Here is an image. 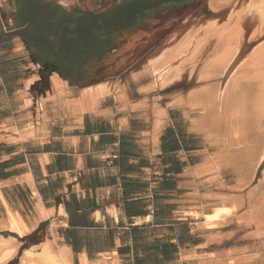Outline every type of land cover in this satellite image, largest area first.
<instances>
[{"label": "crops", "instance_id": "obj_1", "mask_svg": "<svg viewBox=\"0 0 264 264\" xmlns=\"http://www.w3.org/2000/svg\"><path fill=\"white\" fill-rule=\"evenodd\" d=\"M100 3L0 0V264H264V190L246 196L243 178H225L250 163L219 160L227 154L201 128L205 111L186 105L224 87L200 77L218 52L211 40L193 51L198 23L186 19L169 39L161 24L159 40L132 41V57L141 46L148 54L98 84L80 88L46 73L58 51L40 44L39 10L96 15ZM62 30L66 55L79 29L67 22ZM188 42L190 51L167 63ZM171 68L176 77L164 82ZM221 194L239 209L208 225Z\"/></svg>", "mask_w": 264, "mask_h": 264}, {"label": "bare ground", "instance_id": "obj_2", "mask_svg": "<svg viewBox=\"0 0 264 264\" xmlns=\"http://www.w3.org/2000/svg\"><path fill=\"white\" fill-rule=\"evenodd\" d=\"M232 1L233 0H215L216 5H213L212 2L210 7L213 8L214 10L220 9L223 5L225 4L228 5ZM242 11L236 13L235 16L234 15L231 16V18L229 19L231 23L230 25H228V27L225 28H218L215 26L205 27V30L203 29L204 30L203 35H200L202 32L199 33V35H192V39L194 38L196 39V44L193 45L195 48L193 50L194 52L198 51L201 48V46H203L204 44L203 42L207 40L214 39L216 42L219 43L217 47V52H218L217 57L211 59L203 66L200 75L202 80L205 81V80H214V79L222 78L225 72L227 71V69L230 68V66L234 62L236 56L239 54L241 45L243 43L242 42L243 28L241 25V18L243 14H248V15L251 14L259 21L260 30L261 29L262 30L258 33V35L262 34L264 30V0H249V2L245 5V11L244 12ZM188 41L190 42V40ZM189 42L188 44L184 43L173 49L170 53V57L167 59L168 60L167 63L171 62L172 61L171 59L173 57L176 56L180 57L183 54V52H187V50L190 47H192L191 43ZM256 47L257 48L253 49V51L249 55L248 60L245 59V61L242 62V64L235 69L228 82L225 85H223L224 86L223 89H219V86L217 84L218 90L217 91L215 90L214 92L212 90V98L206 95L208 92L207 90H205L206 91L205 98L201 96V94L200 96H197V97H203L205 102L200 101L201 103L199 102L194 103L197 100L196 98V100L194 99L195 100L194 102L186 103V105L191 109L195 108L205 111L206 113L205 116L200 118L201 128L205 129L210 145L216 148L217 150L222 149L226 151L227 154V155L224 154L225 157H223V155H220L222 156V158L220 157L219 160L222 159L225 164L226 163L229 164L230 160L233 157H237L239 159H246L250 163L249 164L250 167L248 168H247L248 165L247 166L244 165V169L250 170L248 171L250 175H249V179L247 178L246 180L245 178L242 179L244 181L243 185H247L250 181H252L253 179L252 177L255 174L256 169L263 162L262 160H264L263 159L264 158V43L261 46L259 44ZM194 52H192V54ZM176 61L178 60L177 59L174 60V63ZM176 71L177 69L173 71L171 68V70H167L166 72L162 73L160 75V79L162 78L164 82L171 81L176 77L175 74ZM213 87H215V85ZM217 87L215 89H217ZM205 88L207 89L209 87H205ZM210 91L209 94L211 95ZM203 94L204 92L202 93V95ZM192 99L193 98H191V100ZM212 99H214L215 101L219 99L220 101L211 102ZM206 100L208 101L206 102ZM231 151H236V152H231ZM212 166L213 165H211L210 167ZM241 182L242 181L240 180V183ZM262 188L264 189V174H263V179L261 181L260 189L262 190ZM260 195H262V193H260ZM218 196L222 197L223 201H221V203L218 205L209 204L208 207L212 208L213 213L212 215H208V214L206 215V220H207L206 222L215 221L217 223H222L225 219H227L231 215H235V212L239 209L236 206L238 203L235 205L233 204L234 203L233 199L235 198L234 196L233 197L226 196V198L225 195L223 196V194H221V196L220 195ZM254 198L257 197L254 196ZM255 210L256 209L252 210V212ZM261 210L262 209L259 208V211L262 212L261 215L262 214L264 215L263 213L264 211ZM254 215L256 216V213ZM256 217L259 219L257 222L258 224L262 219L261 216L259 217V215H257ZM247 219L249 220V218ZM261 225L263 226L262 222ZM261 228L264 229V227ZM263 229H261L262 233H264ZM42 251H44V249ZM34 254L36 255V253ZM44 254L46 256H49L47 255L48 252H44ZM45 255L41 257L42 258L41 260H43V257H46ZM29 258H31V254H29ZM29 258H27V260H29ZM49 260L51 262L53 261L52 258L50 257Z\"/></svg>", "mask_w": 264, "mask_h": 264}, {"label": "trees", "instance_id": "obj_3", "mask_svg": "<svg viewBox=\"0 0 264 264\" xmlns=\"http://www.w3.org/2000/svg\"><path fill=\"white\" fill-rule=\"evenodd\" d=\"M205 1L125 0L121 3L115 2L112 7L103 9L96 15L86 13L79 16L64 15L63 10L55 4L52 5L53 8L47 10L42 7L39 12L44 13L45 20L38 25V29L41 34L48 35H41L40 44L44 46L50 44L58 51L55 62H46L45 71L46 73L56 71L63 79L80 88L114 78L130 70L137 63L136 60L148 54V48L141 46L136 48L141 50V56L138 59L132 57L134 52L132 41L141 44L148 38L159 40L164 36L159 28L169 13L174 12L182 18L184 14L189 13V8L193 4L204 5ZM181 3L183 4L180 5ZM132 10L135 13L131 21L113 23L117 17ZM147 14L153 16L147 19ZM67 22L73 23L79 29V34L71 42L72 51L65 55L64 45L67 40L62 29ZM146 27H150L151 30H145ZM101 44L103 48L99 46Z\"/></svg>", "mask_w": 264, "mask_h": 264}, {"label": "rangeland", "instance_id": "obj_4", "mask_svg": "<svg viewBox=\"0 0 264 264\" xmlns=\"http://www.w3.org/2000/svg\"><path fill=\"white\" fill-rule=\"evenodd\" d=\"M122 1H125V0H101L100 4H101L102 10H103V9H108V8L112 7L115 2L121 3ZM181 1H185V0H181ZM212 1H214V0H206L205 1L206 3L204 5H202L201 3H197L198 5L194 6L195 4H193V6H191L189 8V13L184 14V16L182 18L179 14H174V12L169 13L162 23L163 27L168 28L166 37L169 39V38H173V37H177L179 35H182V32L184 30H186L185 26H184L186 19H190V21H194V22L198 23L197 25H199L198 29L196 30L195 33H193V35H199V33H201V32L202 33L200 35H203V32L205 30V26L206 27L215 26L218 28L228 27V25H230V23H231V21L229 20L231 18V16H233V15L235 16L236 13L242 11V8H243L242 12H244L245 11V5L249 2V0H233L230 4H228V5L225 4L220 9L214 10L213 8L210 7ZM182 4L183 3H181L180 5H182ZM97 5H98V1H96V6ZM134 13H135V11L132 10L130 13H127L123 16L117 17V19L113 23L114 24H121L123 22H129V21H131V19H133ZM152 16H153V14L152 15L147 14V19L151 18ZM241 25L243 28V31H242L243 32V38H242L243 43L241 45V49L239 51V54L236 56L234 62L232 63L230 68L227 69L226 74L223 75L222 78H220V81L224 85L228 82V80L230 79V77L233 74V72L235 71V69L239 65H241L242 62L245 61V59L248 60V57L251 54V52L253 51V49L257 48L256 47L257 45L260 44V46H261L264 43V30H263L262 34L258 35V33L262 29L260 30L259 21L253 15L243 14V16L241 18ZM193 26H196V24H193ZM214 41H215L214 39H212L210 41V47L212 50L216 51L219 43L216 41L214 42ZM205 61L206 60H204V62ZM208 61H210V60H208ZM233 152H236V151H233ZM236 156H238V155H236ZM237 159L240 160L237 157H233L230 160V163H232V161H233L234 162L233 165H236L237 162L234 160H237ZM262 161L263 162L256 169L255 174L252 177L253 178L252 181H250L247 185H243L244 181L242 179H238V181H239L238 187L240 189H243V190H241L243 195L248 196L247 194H249L250 191L255 190V188H257V189L261 188V181L263 179V174H264V160H262ZM243 164L244 163H242L241 165L244 166ZM248 171H250V170H246V169L240 167L236 172L234 171L233 173H230V172L228 173V171H223V172H224V176L226 179L233 180V179H237L238 177L249 179L250 173ZM240 180L242 181L241 183H240ZM242 186H244V187H242ZM236 199H238V198H236ZM240 199H242V197H240ZM233 201H234V199H233ZM241 201H243V199ZM251 203H252V201H251ZM207 224L212 226V225L218 224V223L214 221V222H207Z\"/></svg>", "mask_w": 264, "mask_h": 264}]
</instances>
